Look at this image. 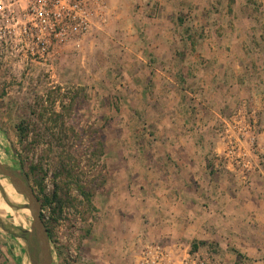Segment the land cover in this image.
Masks as SVG:
<instances>
[{
  "label": "rangeland",
  "instance_id": "rangeland-1",
  "mask_svg": "<svg viewBox=\"0 0 264 264\" xmlns=\"http://www.w3.org/2000/svg\"><path fill=\"white\" fill-rule=\"evenodd\" d=\"M106 4L51 69L0 35V161L50 198V264H264V0ZM7 179L0 264H33Z\"/></svg>",
  "mask_w": 264,
  "mask_h": 264
},
{
  "label": "built area",
  "instance_id": "built-area-1",
  "mask_svg": "<svg viewBox=\"0 0 264 264\" xmlns=\"http://www.w3.org/2000/svg\"><path fill=\"white\" fill-rule=\"evenodd\" d=\"M106 0H0V35L19 40L22 51L51 68L70 42L105 19Z\"/></svg>",
  "mask_w": 264,
  "mask_h": 264
},
{
  "label": "water",
  "instance_id": "water-1",
  "mask_svg": "<svg viewBox=\"0 0 264 264\" xmlns=\"http://www.w3.org/2000/svg\"><path fill=\"white\" fill-rule=\"evenodd\" d=\"M0 173L9 177L22 194H25L29 201L34 216L33 231L29 233L33 247V264H50L49 234L44 226L41 216L42 206L23 173L11 168L0 161Z\"/></svg>",
  "mask_w": 264,
  "mask_h": 264
},
{
  "label": "trees",
  "instance_id": "trees-1",
  "mask_svg": "<svg viewBox=\"0 0 264 264\" xmlns=\"http://www.w3.org/2000/svg\"><path fill=\"white\" fill-rule=\"evenodd\" d=\"M32 168H35V166H33ZM26 174H27V173H26ZM82 186H83V185L79 184V185H78V188H79V190H80L81 192L84 193L85 191H84V189H83ZM53 196H54V198H58V196H57V192H55ZM37 197H38L39 200L42 202V208H43V209H44L45 207H47V205L49 206V205L51 204V201H50V198H49V197L45 196L44 199H41V197H40L39 195H37ZM41 216H42L43 219H45L43 213H41ZM47 229H48V232L51 233V230H50V228L48 227V225H47Z\"/></svg>",
  "mask_w": 264,
  "mask_h": 264
},
{
  "label": "bare ground",
  "instance_id": "bare-ground-1",
  "mask_svg": "<svg viewBox=\"0 0 264 264\" xmlns=\"http://www.w3.org/2000/svg\"><path fill=\"white\" fill-rule=\"evenodd\" d=\"M7 180L11 181L10 179H7ZM13 188H14V187H13Z\"/></svg>",
  "mask_w": 264,
  "mask_h": 264
}]
</instances>
